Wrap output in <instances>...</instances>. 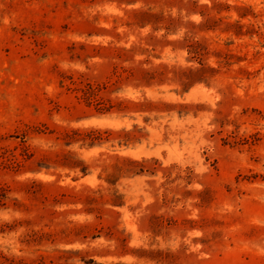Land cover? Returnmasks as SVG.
<instances>
[{
  "label": "rangeland",
  "instance_id": "rangeland-1",
  "mask_svg": "<svg viewBox=\"0 0 264 264\" xmlns=\"http://www.w3.org/2000/svg\"><path fill=\"white\" fill-rule=\"evenodd\" d=\"M0 264H264V0H0Z\"/></svg>",
  "mask_w": 264,
  "mask_h": 264
}]
</instances>
